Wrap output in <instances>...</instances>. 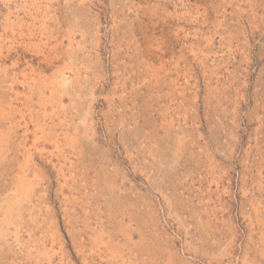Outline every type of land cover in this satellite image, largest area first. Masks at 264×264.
<instances>
[{
	"label": "rangeland",
	"instance_id": "374dc122",
	"mask_svg": "<svg viewBox=\"0 0 264 264\" xmlns=\"http://www.w3.org/2000/svg\"><path fill=\"white\" fill-rule=\"evenodd\" d=\"M0 264H264V0H0Z\"/></svg>",
	"mask_w": 264,
	"mask_h": 264
}]
</instances>
